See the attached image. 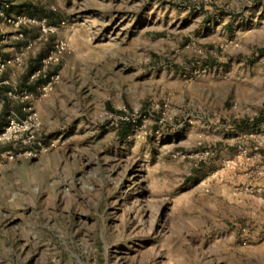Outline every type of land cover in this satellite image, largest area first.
<instances>
[{
	"label": "rangeland",
	"instance_id": "374dc122",
	"mask_svg": "<svg viewBox=\"0 0 264 264\" xmlns=\"http://www.w3.org/2000/svg\"><path fill=\"white\" fill-rule=\"evenodd\" d=\"M0 11V264H264V0Z\"/></svg>",
	"mask_w": 264,
	"mask_h": 264
},
{
	"label": "crops",
	"instance_id": "0c3cea01",
	"mask_svg": "<svg viewBox=\"0 0 264 264\" xmlns=\"http://www.w3.org/2000/svg\"><path fill=\"white\" fill-rule=\"evenodd\" d=\"M1 28H3V30H8L9 32V25H6L3 21H0V30ZM11 48L12 47H9V42L5 45L0 46V56H3L8 60V64L6 65L3 72L0 74V112L9 109V106L5 104L2 97L5 96L7 99H9V92H11L12 90L17 91L18 88L20 90L22 86L27 84V79L25 80V82H23V77L26 76V71L25 73L20 75L19 78H17L15 75H12V73L11 75L9 73V57L15 55L13 51H10ZM9 88L12 90L9 91ZM16 103H19L21 105V109L25 105L24 101H17Z\"/></svg>",
	"mask_w": 264,
	"mask_h": 264
},
{
	"label": "trees",
	"instance_id": "16d2710c",
	"mask_svg": "<svg viewBox=\"0 0 264 264\" xmlns=\"http://www.w3.org/2000/svg\"><path fill=\"white\" fill-rule=\"evenodd\" d=\"M44 14L46 15V16H48V15H50L49 13H47V12H44ZM52 23V22H51ZM24 31V30H23ZM40 55L37 57V58H35L34 60H39L40 59ZM36 60V61H37ZM33 62L30 66H29V68L27 69V71H26V76L28 75V74H30L32 71H34V70H36V69H39V62ZM51 72V71H50ZM49 72V73H50ZM49 73H48V75H49ZM26 76H24L23 77V82H25V80H26ZM45 75H44V73L42 74V75H40L39 76V78H38V80H39V82H42L44 79H42V77H44ZM26 87L29 89V90H32L33 88H34V86H32V85H26ZM5 90V89H4ZM9 91H11V89L9 88ZM3 98V100H4V102H5V104L7 105V106H9V107H11L13 110H15L21 117H24V113H22L21 112V105L19 104V103H16L15 101H12V99L9 97V99H7L5 96L4 97H2ZM261 119V117H256L253 121H255L256 123H258L259 122V120ZM7 122V121H6ZM6 122H2V123H0V128L4 125V124H6ZM131 127H132V125H131V123H128V122H124V123H121V127H120V130L118 131V135H119V137H121V138H125L128 134H129V132L131 131Z\"/></svg>",
	"mask_w": 264,
	"mask_h": 264
},
{
	"label": "built area",
	"instance_id": "2783aa9c",
	"mask_svg": "<svg viewBox=\"0 0 264 264\" xmlns=\"http://www.w3.org/2000/svg\"><path fill=\"white\" fill-rule=\"evenodd\" d=\"M0 15H2V12L1 11H0ZM5 19L9 22V18H6L5 17ZM41 26H42V30L43 31H46L44 25L41 24ZM61 49H63L62 44L56 45V50L57 51H60ZM7 64H8V60L5 57L0 56V74L3 72V70L5 69V67H6ZM57 78H58V75L57 74L52 75L50 77V81L47 83V85H50L51 82L54 81V80H56ZM8 94L9 95L10 94L12 95L11 92H9ZM32 118H34L32 115H29L28 116V119H32ZM12 126H13V121L12 120L10 122L8 121V123L6 124V126L0 132V136H2L3 138L8 139L9 138V133H10V131L12 129ZM33 138H34L33 135H29V136H27V141L33 140ZM7 154H9V157L12 158V155H11V153H9V151H7ZM22 154L25 155V156H31V155H33V153H32L31 150H29V151H23Z\"/></svg>",
	"mask_w": 264,
	"mask_h": 264
}]
</instances>
